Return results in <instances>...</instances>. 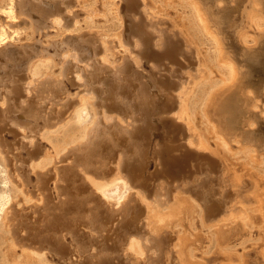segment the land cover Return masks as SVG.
<instances>
[{
  "label": "bare ground",
  "instance_id": "bare-ground-1",
  "mask_svg": "<svg viewBox=\"0 0 264 264\" xmlns=\"http://www.w3.org/2000/svg\"><path fill=\"white\" fill-rule=\"evenodd\" d=\"M246 1L0 0V264H264V123L208 124L264 117Z\"/></svg>",
  "mask_w": 264,
  "mask_h": 264
},
{
  "label": "rangeland",
  "instance_id": "rangeland-1",
  "mask_svg": "<svg viewBox=\"0 0 264 264\" xmlns=\"http://www.w3.org/2000/svg\"><path fill=\"white\" fill-rule=\"evenodd\" d=\"M248 1V0H247ZM247 1H246V3H247ZM254 1H257V0H254ZM254 1H249L250 3H254ZM227 2H228V0L226 1V0H215V5L213 6V7H223V6H225L226 4H227ZM230 3H232V0H230ZM233 3H234V0H233ZM258 3V4H257ZM257 3H254L253 5L251 4L250 6H249V10L251 9V10H253L254 9V11H252V14L250 13L249 14V17H250V21H251V19L254 21V16H253V13L254 12H257V11H255V8L257 7V8H260V7H258V6H262V3L260 2V1H258ZM77 6L79 7V5H76L75 7H73L72 9L74 10V9H77ZM252 6V7H251ZM256 8V9H257ZM248 10V11H249ZM249 12H251V11H249ZM251 15V16H250ZM20 16H23V15H20ZM1 17H5V14H2L1 15ZM252 17V18H251ZM256 17V16H255ZM258 17V16H257ZM262 17V18H261ZM261 17H258V20H260V19H262L263 20V23L262 22H260L259 24H263L264 25V15L263 16H261ZM6 18V17H5ZM62 19V22L64 21V17L63 18H61ZM6 20V19H5ZM7 20H9L10 21V19L9 18H7ZM14 21H16V19H14ZM17 21H19V19L17 20ZM249 21V22H250ZM253 21H251V23H249V25H248V27L250 26H253V27H255L254 25V23H253ZM257 21V20H256ZM249 27V28H250ZM47 31H49V29H51L50 31H49V33L51 32V31H54V30H56V28L55 27H48V28H45ZM53 29V30H52ZM212 29V32H209V35H211V36H216V38H217V32H216V29L215 28H211ZM215 29V30H214ZM45 30V31H46ZM70 29L69 28H66V31H69ZM215 34H214V33ZM39 33V35H41L42 34V32L41 31H39L38 32ZM41 33V34H40ZM52 33V32H51ZM210 33H212V34H210ZM252 34V35H251ZM42 35H44V34H42ZM41 35V36H42ZM45 37H46V35H44ZM250 36H251V38H254L255 39V41H258L259 40V38L258 37H256L255 35H253V33L251 32L250 33ZM243 40V39H242ZM234 66V65H233ZM241 74H242V71H240L239 70V68L238 67H236L235 68V72H234V75H233V77H232V81H236L240 76H241ZM231 80L229 79H223L222 81H221V83H226V84H221V87H219V88H227V86H228V83H230L231 82ZM264 88V87H263ZM262 88V89H263ZM257 90L258 89H256L255 87H247L246 89H245V91H246V93L248 94V95H251V96H254L256 99H257V101L259 100V102H257V103H254L250 108L251 109H253V110H256L257 112H259V115L261 114L262 116H264V100L262 99V97H258L257 96ZM218 91V90H217ZM224 96V95H223ZM219 106V105H218ZM218 106H216L215 107V115H216V118H213V117H211V118H209L208 119V124L212 127V129H213V131H211V135H212V137H211V139H212V141H224V143L226 144V145H228V146H232V144H234V145H240V146H242L243 144H244V132H247L248 134L249 133H252L253 131H251V130H255L256 131V129H259L262 125H263V123H264V117L263 118H261V117H259V118H257V119H255V120H253L251 117H249V113L248 112H246V113H244V115L242 116V118H241V122H240V124H239V126L238 127H234V128H232V130L230 131L232 134H233V137L232 138H230V137H228L227 135H228V133H226V132H224L222 129H223V124L221 123V121L220 120H218V116H217V112L219 111V108H218ZM255 107H257V109L255 108ZM219 115L221 116V112L219 113ZM260 115V116H261ZM254 133H256V132H254ZM218 143V142H217ZM213 143L211 142V144H210V147H211V149H214L215 147H216V145L214 144V145H212ZM242 151H244V150H242ZM232 152L233 153H235L236 154V152H235V149L234 150H232ZM264 187V186H263ZM261 190H263V189H261ZM239 217L240 216H236L235 218H233V221L235 220H238L239 219ZM229 221V219L228 218H226V217H224V218H222L221 220H219V222L217 223V225L218 224H221V226H223V228L224 227H226V226H229V223H227Z\"/></svg>",
  "mask_w": 264,
  "mask_h": 264
},
{
  "label": "flooded vegetation",
  "instance_id": "flooded-vegetation-1",
  "mask_svg": "<svg viewBox=\"0 0 264 264\" xmlns=\"http://www.w3.org/2000/svg\"><path fill=\"white\" fill-rule=\"evenodd\" d=\"M239 1V0H238ZM242 1V0H241ZM226 7H227V9H226ZM225 7V9L224 8H222V6L220 7L222 10L221 11H223L222 12V18H223V16L226 14V16L227 15H229L228 17H230V15H231V12L229 11V6L227 5ZM225 10H226V13H225ZM228 10V11H227ZM224 13V14H223ZM229 13V14H228ZM231 104H230V103ZM226 105H225V109H223V112H225L226 113V122H227V124H228V122H229V124H228V126L229 127H235L239 122H240V120H241V116L239 117V119H238V123L237 124H235L236 122H237V118H238V116H239V110L241 109V102L237 99V98H234V99H231L230 101H229ZM238 104V105H237ZM229 105V106H228ZM227 106V107H226ZM240 108L239 110L237 109L238 107ZM234 107V108H233ZM238 111V112H237ZM233 115H232V114ZM236 113V114H235Z\"/></svg>",
  "mask_w": 264,
  "mask_h": 264
}]
</instances>
